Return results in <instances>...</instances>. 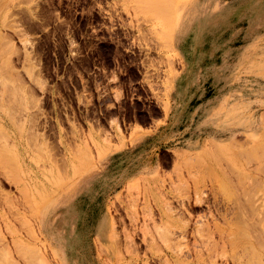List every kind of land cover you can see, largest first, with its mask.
<instances>
[{"label":"rangeland","instance_id":"374dc122","mask_svg":"<svg viewBox=\"0 0 264 264\" xmlns=\"http://www.w3.org/2000/svg\"><path fill=\"white\" fill-rule=\"evenodd\" d=\"M191 3L0 0V101L5 104L0 106V122L6 118L7 133L17 139L22 158L28 159L22 171L24 181L29 182L26 174L32 170V184L42 180L40 172H46L43 178L48 183L39 202L33 188L23 197L29 200L24 202L20 197L19 213L13 216L3 209L6 215L0 216V240L4 235L5 243H0L1 264H142L143 259L149 264H226L227 259L230 264H238L241 253V264H264V248L260 249L264 242V182L258 180H264V0H194L193 11L198 16L189 25L179 27L177 17L180 14L182 20ZM13 89L15 94H8ZM212 133H236V139L219 147ZM2 140L11 141L5 137ZM258 143L262 148L257 147ZM251 145L258 150L252 153ZM257 153L261 159H257ZM244 173L257 177L258 181L251 177L254 185L263 184H259L258 191L252 185L257 194ZM236 180L239 183L235 184ZM221 182L227 186L234 182V189L244 182L245 191L253 194L249 197L244 188L241 191V184L235 191L224 185L222 191ZM187 183L189 188L185 187ZM4 190L18 196L10 187ZM224 192L233 199L225 194L223 197ZM188 197L192 201L205 200L191 211L193 216L183 214L176 203ZM168 198L179 210L171 218L177 227L189 223L185 236L178 229L170 240L180 238L179 245L174 243L178 248L163 239L160 242L159 234L154 232L156 226L163 227V221L171 220L161 219ZM247 200L249 206L244 203ZM30 202L37 206L36 212ZM252 202L254 208L249 209ZM50 207L52 214L45 232L39 215ZM236 207L241 215L245 208L243 212L253 222L256 214L255 219L261 220V216L262 222L257 219L262 230L257 219L253 224L245 214L241 217ZM258 210L263 211L259 216ZM236 217L241 218V225ZM245 219L251 224L242 226ZM239 227L249 239L242 237L245 233L242 235ZM144 228L156 236L148 249L141 233ZM196 232L200 233L193 234ZM127 233L135 236L139 251L132 248L135 244H126H133ZM232 233L237 234L236 238ZM251 233L255 238L250 237ZM254 239L262 241L257 244ZM228 241L235 244L229 247ZM244 243L254 252L250 247L245 249ZM241 246L245 251L240 252ZM16 247L19 250H14ZM179 248L184 254L174 256ZM213 248L221 255L228 250V254L221 258ZM9 250L13 257L7 256ZM147 250L159 259H150V253L146 257ZM33 251L40 260L34 253L29 254ZM195 251L205 256L200 259ZM215 253L218 256L214 257Z\"/></svg>","mask_w":264,"mask_h":264},{"label":"bare ground","instance_id":"6f19581e","mask_svg":"<svg viewBox=\"0 0 264 264\" xmlns=\"http://www.w3.org/2000/svg\"><path fill=\"white\" fill-rule=\"evenodd\" d=\"M191 1H192V3L190 4V6H189L187 12L184 14V17L182 18V20H179V19H180V14H179L178 17H177V19H178L177 23H179V22L181 23V24L179 23V25H178L179 27H184V26L189 25V24H190V23H191V22H192V21L198 16V13H197L196 11H193V9H194V7H195V4L193 3L194 0H191ZM156 2H157V1H156ZM0 6H1V5H0ZM193 13H194V14H193ZM0 57H1V56H0ZM5 58H6V57H5ZM8 58H9V57H8ZM1 60H2V59H1ZM7 60H8V59L6 58V61H7ZM9 60H10V59H9ZM2 63H3V61L0 62V64H2ZM4 64L6 65L7 62H6V63L4 62ZM0 66H1V65H0ZM6 68H7V67H6ZM7 70H9V69H7ZM13 70H14V69H13ZM0 71H1V69H0ZM15 71H16V70H15ZM0 75H1V74H0ZM7 75H8V74H7ZM11 77H12V76H11ZM1 78H2V76H1ZM13 78H14V77H13ZM19 79H20V78H19ZM0 80H2V79H0ZM0 82H1V81H0ZM17 82H18V81H17ZM16 84H17V83H16ZM3 85H4V84H2V86H3ZM17 85H18V84H17ZM3 87H4V91L7 90V87H6L5 85H4ZM3 87H2V88H3ZM13 88H14V87H13ZM21 88H22V87H21ZM19 89H20V88H19ZM22 89H23V88H22ZM9 91H10V90H9ZM9 91H8V92H9ZM6 92H7V91H6ZM17 92H18V88H17ZM1 93H2V92H1ZM11 93H14V94H15L14 89H13V92H10V93H8V94H11ZM26 94H27V93H26ZM9 97H10V96H9ZM7 98H8V96H7ZM15 98H16V97H15ZM23 98H25V97H23ZM2 99H3V98H2ZM11 99H12V97H11ZM13 100H14V99H13ZM23 100H24V99H23ZM23 100H21V101H23ZM9 101H10V100H9ZM1 102H2V101H0V106H2V105L4 106L5 104H2V105H1ZM7 102H8V100H7ZM3 103H4V102H3ZM11 103H12V102H11ZM8 104H9V103H8ZM24 104H25V103H24ZM28 104H29V103H28ZM31 104H32V103H31ZM12 105H13V104H12ZM16 107H17V106H16ZM22 107H23V106H22ZM10 108H11V107H10ZM10 108H9V109H10ZM25 108H26V105H25ZM2 109H3V107H2V108L0 107V110H1V111H2ZM12 109H13V108H12ZM23 109H24V108H23ZM5 110H6V109H5ZM3 111H4V110H3ZM11 111H12V110H10L9 112H11ZM6 112H8V111L6 110ZM6 112H5V113H6ZM14 112H15V114H16V111H14ZM23 112H24V111H23ZM26 113H27V112H26ZM11 114H12V113H11ZM5 115H6V114H5ZM7 115H8V114H7ZM22 116H23V115H22ZM25 116H26V115H25ZM0 117H1V116H0ZM1 119H2V117H1ZM5 119H6V118H4V119L2 120L3 122H0V216H2V217H4V215H6V214H5L6 212H5L3 209H7V210H6L7 212H12V215L15 214V213H16V214L19 213L20 210H19V211H17V210L19 209L18 207H20V205H22V203H21V201H20L21 198L25 197V195H26L30 190H32L33 188H36V192H35V193H36L37 201H38L39 195H41L42 192H44L43 187H44V186L46 187V185L48 184V183H47V180H46L45 178H43V174H45L46 172H40L39 175H40V176L42 175V177H41L42 180H40V181H35V182H33L34 184H32V182H30V178L34 175V172H33L32 170H29V171L27 172V174H26V175H28V178H29L28 181H29V182H27L26 180L24 181V176L22 175V171L25 170V168H26L25 166H27V165L25 164V162H26L28 159H23L24 157H23V155H22V150L20 149V147L18 146V144H17V142H16L17 139L15 140V138L12 136L11 133H7L8 131L6 130V129H7L6 126L9 125V124H7V122L5 121ZM15 125H16V124H15ZM17 125L20 127L19 124H17ZM30 125H31V124H30ZM24 126H25V125H24ZM22 127H23V126H22ZM2 130H3V131H2ZM20 131H21V130H20ZM18 133H19V132H18ZM19 134H20V133H19ZM212 134H213V136H212L213 139L217 141V142H215V143H217V145H218L219 147L221 146V144H222L223 146H226V145H228L230 142H233L234 139H236V138H235V134H236V133H235V134H234V133H212ZM21 135H22V133H21ZM4 137L7 138V139H10V140H11L10 143H9V140H6V141H8L7 143H6V142H3L2 139H4ZM35 137H36V136H35ZM39 137H40V136H39ZM212 137H211V138H212ZM35 140H36V139H35ZM230 140H231V141H230ZM27 141H28V140H27ZM32 141H33V140H32ZM43 141H44V140H43ZM34 142H35V141H34ZM36 142H37V141H36ZM3 143H5V144H3ZM43 143H44V142H43ZM45 143H46V142H45ZM237 143H238V142H237ZM35 144H36V143H35ZM39 144H40V143H39ZM39 144H38V145H39ZM254 144H255V143H254ZM40 145H42V144H40ZM44 145H45V144H44ZM215 145H216V144H215ZM249 145H250V144H249ZM256 145H257V144H256ZM263 145H264V144H263ZM263 145H262V143H260V144L258 143V146H257V147H258V148H262ZM260 146H261V147H260ZM45 147H46V145H45ZM216 147H217V146H216ZM234 147H235V146H234ZM250 147L252 148V149H250V151H252V150L254 149V152H255V148L258 150V148H257L256 146H252V145H251ZM237 148H238V147H237ZM242 148L245 149V148H247V147L244 148L243 145H242ZM263 149H264V148H263ZM263 149H261V151H263V153H264V150H263ZM42 150H43V149H42ZM238 150H239V149H238ZM259 150H260V149H259ZM215 151H217V150H215ZM47 152H48V151H47ZM242 152H243V151L241 150V153H242ZM246 152H247V151H245V154H246ZM254 152L252 151V153H254ZM219 153H220V152H219ZM241 153H240V154H241ZM247 153H248V152H247ZM259 153H260V152H259ZM261 153H262V152H261ZM261 153H260V154H261ZM263 153H262V155H264ZM210 154H211V153H210ZM214 154H215V153H214ZM240 154H239V155H240ZM242 154H243V153H242ZM249 154H251V152H250ZM260 154L257 153V155H258V158H257V159H261V158H260V156H261ZM43 155H44V153H43ZM252 155H254V154H252ZM259 155H260V156H259ZM194 156H195V155H194ZM200 156H201V155H200ZM200 156H199V157H200ZM211 156H212V155H211ZM216 156H217V155H216ZM218 156H219V154H218ZM241 156L243 157V155H241ZM247 156H248V155H247ZM255 156H256V154H255ZM255 156H254V157H255ZM22 157H23V158H22ZM41 157H44V156H41ZM199 157H198V158H199ZM249 157L251 158V156H249ZM44 158H45V157H44ZM198 158H197V159H198ZM200 158H201V157H200ZM221 158L223 159L222 156H221ZM244 158H246V157L244 156ZM188 159H189V158H188ZM218 159H220V157H219ZM251 159H253V158H251ZM251 159H250V161H251ZM20 160H21L22 162H21ZM45 160H46V158H45ZM185 160H186V159H185ZM247 160H248V159H247ZM253 160L257 162L256 158L253 159ZM253 160H252V161H253ZM262 160H263V157H262ZM190 161H191V160H190ZM195 161H196V160H195ZM219 161H221V159H220ZM222 161H223V160H222ZM245 161H246V159H245ZM258 161H259V160H258ZM18 162H20V163H18ZM29 162H30V161H29ZM216 162H217V161H216ZM23 163H24V164H23ZM193 163H194V162H193ZM197 163H198V162H197ZM197 163H196V164H197ZM248 163H249V162H248ZM260 163H261V161H260ZM38 164H39V163H38ZM239 164H240V162H239ZM32 165H33V164H32ZM221 165H222V163H221ZM248 165H249V164H248ZM258 165H259V164H258ZM258 165H257V166H258ZM263 165H264V163H263ZM20 166H21V170L19 169V172H20V173H19V172H18V167L20 168ZM38 166H39V165H38ZM42 166H43V165H42ZM47 166H48V165H47ZM196 166H197V165H196ZM196 166H195V168H196ZM219 166H220V165H219ZM225 166H226V168H227V164H226ZM14 167H15V168H14ZM263 167H264V166H263ZM42 168H43V167H42ZM199 168H200V167H199ZM223 168H224V167H223ZM226 168H225V170H226ZM255 168H256V167H255ZM255 168H254V169H255ZM241 169H243V168H241ZM263 169H264V168H263ZM15 170H16V171H15ZM41 170H43V169H41ZM41 170H40V171H41ZM196 170H197V169H196ZM220 170H221V169H220ZM225 170H224V171H225ZM229 170H230V169H229ZM234 170H235V168H234ZM14 171H15L16 173H15ZM199 171H201V170H199ZM224 171H223V173H222V171H220V172H221L223 175L226 176L227 173L225 174ZM237 171H238V170H237ZM242 171H243V170H242ZM244 171H246V170H244ZM258 171H259V170H258ZM17 172H18L19 174H18ZM196 172H197V171H196ZM215 172H217V171H215ZM215 172H214V173H215ZM235 172H236V171H235ZM262 172H263V171H262ZM35 173L38 174L37 172H35ZM217 173H218V172H217ZM233 173H234V172H233ZM238 173H239V172H238ZM238 173H237V174H238ZM218 174H219V173H218ZM235 174H236V173H235ZM239 174H241V175L243 176V173H242L241 171H240ZM252 174H253V173H252ZM26 175H25V176H26ZM194 175H195V174H194ZM215 175H216V174H215ZM215 175H214V176H215ZM244 175H246L247 180H250V181L253 180V179H251V177H252V178L255 177L254 175L251 176V174H247V173H244ZM247 175H248V176H247ZM255 175H256V174H255ZM18 176H19V177H18ZM37 176H38V175H37ZM216 176H217V175H216ZM218 176H219V175H218ZM218 176H217V177H218ZM225 176H224V177H225ZM238 176H239V175H238ZM242 176H241V177H242ZM249 176H250V178L248 179ZM253 176H254V177H253ZM256 176H257V175H256ZM263 176H264V173H263ZM38 177H39V176H38ZM194 177H195V176H194ZM205 177H207V176H205ZM235 177H237V175H236ZM235 177H234V178H235ZM243 177H244V176H243ZM243 177H242V178H243ZM197 178H198V176H197ZM207 178H208V177H207ZM220 178H221V177H220ZM222 178H223V177H222ZM222 178H221V179H222ZM225 178H226V177H225ZM237 178H238V177H237ZM255 178H256V179H255ZM255 178H254V179H255L256 181H258L259 179H261L260 182H262V183L264 182V180L262 179V177H261V178H258V180H257V177H255ZM263 178H264V177H263ZM240 179H241V178H239V180H240ZM31 180H32V179H31ZM208 180H209V179H208ZM239 180H236L235 184H236V183H239V182H238ZM262 180H263V181H262ZM32 181H33V180H32ZM183 181H184V180H183ZM209 181H210V180H209ZM227 181H229V180H227ZM243 181L245 182V178L243 179ZM186 182H187V181H186ZM186 182H185V183H186ZM225 182H226V180H225ZM244 182H241V183H240L241 186H242V185H245V186H246V184H243ZM251 182H253V181H251ZM260 182H259V184H260ZM185 183H184V184H185ZM223 183H224V182H221V188H222V191H223V189H224L223 186L226 184V183H225V184H223ZM245 183H246V182H245ZM248 183H249V181H248ZM248 183H247V186H249V185L251 184V183H250V184L248 185ZM254 183H255V182H253V184L250 185L251 188H252V187L254 188V186L256 185V184L254 185ZM257 183H258V182H257ZM262 183H261V184H262ZM180 184L183 185L182 182H181ZM187 184H188V183H187ZM187 184L185 185V187L188 186L187 188H189V184H190V183H189L188 185H187ZM233 184H234V182H233ZM233 184H232V185H233ZM235 184H234V186H236ZM240 184H237V185H239L238 187H240ZM259 184L256 185V186H257V187H255L256 190H257V189H258V190L260 189L259 186H260L261 184H260V185H259ZM182 185H181V186H182ZM232 185L230 186V182H229V186L232 187V188L234 189L235 187H233ZM252 185H254V186H252ZM262 185H263V184H262ZM262 185H261V186H262ZM181 186H180V187H181ZM225 186H227V185H225ZM229 186H227V187H229ZM245 186H244V187L242 186V187L240 188V190L244 188L243 191H244V192H247L248 196H249V194H253V193H251V191H250V193H249V190H248L249 188L247 189L248 191H245ZM250 186H249V187H250ZM4 187H10L11 190H12V189L15 190V193L17 192V195H18V196H16V197H19V198L16 199L15 196H12V195H14V194L9 195L10 192L4 190ZM238 187H237V188H238ZM258 187H259V188H258ZM187 188H186V189H187ZM210 188H211V187H210ZM218 188H220V187H218ZM218 188H217V190H218ZM237 188L234 189V191L237 190ZM246 188H247V187H246ZM251 188H250V189H251ZM253 188H252L251 190L255 191V194H257V193H256V190L253 189ZM45 189H46V188H45ZM48 189H49V188H48ZM184 189H185V188H184ZM233 189H232V190H233ZM263 189H264V188H263ZM194 190H195V189H194ZM240 190H239V191H240ZM258 190H257V191H258ZM46 191H47V189H46ZM50 191H51V189H50ZM189 191H190V190H189ZM222 191H220V193H221ZM241 191H242V190H241ZM241 191H240V194H241ZM253 191H252V192H253ZM190 192H191V191H190ZM192 192H194V191L192 190ZM214 192H215V191H214ZM47 193L50 194V192H47ZM185 193H186V192H185ZM194 193H195V192H194ZM231 193H232V192H231ZM231 193H230V194H231ZM234 193H235V192H234ZM237 193L239 194V192H237ZM242 193H243V192H242ZM49 194H48V195H49ZM186 194H189V193H186ZM204 194H205V193H204ZM224 194H225V192L223 193V197H224ZM240 194H239V195H240ZM163 195H164V194H163ZM166 195H167V194H166ZM225 195H226V194H225ZM227 195H228V194H227ZM227 195H226V198H227ZM232 195H236V194H232ZM239 195H237V196L235 197V198L237 199V202H239V201H238ZM245 195H246V193H245ZM245 195L242 194L241 196L247 197V196H245ZM34 196H35V195H34ZM44 196H45V194H44ZM164 196H165V195H164ZM179 196H180V195H179ZM179 196H178V197H179ZM190 196H191V195H190ZM214 196H216V195L214 194ZM214 196H213V198H214ZM20 197H21V198H20ZM45 197H46V196H45ZM50 197H51V196H50ZM172 197L174 198L175 196H172ZM176 197H177V196H176ZM176 197H175V198H176ZM228 197H229V195H228ZM244 197H242V198H243V199H246V198H244ZM249 197H250V196H249ZM249 197H247V198H249ZM259 197H260V196H259ZM259 197H258V198H259ZM261 197H262V196H261ZM261 197H260V198H261ZM26 198H28V197H26ZM26 198H23V199H24V202L27 201V200H29V199L26 200ZM29 198H30V197H29ZM173 198H172V199H173ZM179 198L181 199V197H179ZM182 198H183V197H182ZM189 198H190V197H188V199H187L186 201H180L181 204L178 203V200L176 201V203H177L178 205H180V209H179V210L182 211L183 214L192 215L193 213H192L191 211L194 210V208H196L197 206H201V205L204 203L205 200H204L203 198H198V199L195 198L196 200L194 199V200L192 201V200H190L191 198H190V199H189ZM219 198H220V197H219ZM229 198H231V197H229ZM229 198H228V199H229ZM262 198H263V197H262ZM46 199H48V198H46ZM164 199H165V197H164ZM176 199H177V198H176ZM214 199H215V198H214ZM231 199H233V198H231ZM231 199H230V200H231ZM240 199H241V198H240ZM240 199H239V200H240ZM41 200H42V199H41ZM41 200H40V201H41ZM166 200L169 201V198L166 199ZM249 200H250V198H249ZM249 200H247L248 203H247V202H244V203H246L248 206L250 205V204H249ZM252 200H254V199L251 198L250 201H252ZM262 200H263V199H262ZM30 201H31V200H30ZM163 201H164V200H163ZM206 201H207V199H206ZM216 201H217V200H216ZM225 201H226V200H225ZM231 201H232V200H231ZM245 201H246V200H245ZM34 202H36V199H35V198H34ZM38 202H39V201H38ZM227 202H228V201H227ZM227 202H226V203H227ZM233 202H234V201H233ZM18 203H19V206H18ZM27 203H28V202H27ZM27 203H26V204H27ZM220 203H221V202H220ZM235 203H236V202H235ZM242 203H243L242 201H241V204L238 203L239 205H241V207H240L237 203H236V204H237V206H239V207L242 209V207H243V206H242ZM255 203H256V202H255ZM30 204H31V206H32V203H31V202H30ZM37 204H39V203H37ZM164 204H166V202H165ZM233 204H234V203H232V205H233ZM236 204H235V205H236ZM252 204H253V202H252ZM252 204H251V206H252ZM259 204H260V203H259ZM263 204H264V203H262V205H263ZM39 205H40V204H39ZM162 205H163V204H162ZM226 205H227V204H226ZM223 206H224V204H223ZM251 206H250L249 209L254 208V204H253V207H251ZM257 206H258V205H257ZM257 206H255V208H256V213H257V209H258ZM32 207H33V206H32ZM35 207H37V206H35ZM35 207H33V209H34ZM164 207H165L166 210H164V212H163V211L161 212V213H162V215H161V219H162V221L164 220V217H170V219L173 218V215H175L174 212L176 213V212L179 211L178 208H176V206L174 205V201H169L168 204H166V206H164ZM239 207H238V208H239ZM244 207H245V206H244ZM20 208H21V207H20ZM215 208H216V207H215ZM215 208H214V209H215ZM238 208L236 207V209H238ZM240 208H239L240 216H241V217H242V216L244 217V214H245V212H246V211H245V208L242 210V213H244L243 215H241V210H240ZM176 209H177L178 211H177ZM209 209H210V207H209ZM209 209H208V210H209ZM234 209H235V208H234ZM263 209H264V208H262V210H263ZM36 210H37V208H36ZM51 210H52V207H50V208H46V209H45V210L39 215V216H40V225H41L42 229H43L45 232L48 231V225H49V222H50V215L52 214ZM252 210H254V209H252ZM24 211H25V210H24ZM31 211H32V210H31ZM31 211H30V212H31ZM34 211H35V209H34ZM34 211H33V213H34ZM230 211H231V210H230ZM243 211H245V212H243ZM250 211H251V210H250ZM254 211H255V210H254ZM254 211L252 212V215L255 214ZM258 211H259V210H258ZM35 212H36V211H35ZM236 212H238V210H237ZM260 212H263V211L260 210V211L258 212V216H259ZM183 214H182V216H183ZM230 214H231V213H230ZM232 214H233V213H232ZM234 214H235V212H234ZM237 214H238V213H237ZM237 214H236V215H237ZM263 214H264V212H263ZM8 215H10V214H8ZM221 215H222V214H221ZM236 215H235V216H236ZM248 215H249V214H247V215L245 214L246 219H247V217H249ZM252 215H251V216H252ZM13 216H14V215H13ZM15 216H17V215H15ZM22 216H23V215H22ZM192 216H193V215H192ZM192 216H190V217H192ZM214 216H215V215H214ZM222 216H223V215H222ZM222 216H221V217H222ZM224 216H225V215H224ZM256 216H257V214H256ZM256 216H254V222L257 221V223L259 224V222H262L261 220H263L264 215H263V218L260 216L261 220L259 219V217H257V218L259 219V222H258V219H257V218H256L257 220L255 219ZM7 217H8V216H7ZM37 217H38V216H37ZM227 217H228V216H227ZM252 217H253V216H252ZM17 218H18V217H17ZM212 218H213V217H212ZM222 218H224V217H222ZM230 218H231V217H230ZM234 218H235V217H234ZM239 218H240V217H239ZM239 218H238V219H239ZM250 218H251V217H249L248 220H250ZM18 219H20V218H18ZM210 219H211V218H210ZM217 219H218V217H217ZM228 219H229V218H228ZM236 219H237V217H236ZM238 219H237V220L234 219V220L237 221V222H239V221L241 220V218H240L239 221H238ZM243 219H244V218H243ZM243 219H242V221H243ZM246 219H245V221L243 222L244 225H242V226H248V225L251 224V223L249 224V223L247 222L248 220L246 221ZM13 220H14V219H13ZM180 220H181V219H180ZM187 220H189V219H187ZM229 220H233V219H229ZM251 220H253V218H252ZM251 220H250V221H251ZM255 220H256V221H255ZM181 221H182V224L185 223V222H183V219H182ZM181 221H180V222H181ZM212 221H213V219H212ZM218 221H219V220H218ZM224 221H225V219L223 220V222H224ZM226 221H227V220H226ZM187 222H189V221H187ZM251 222H253V221H251ZM254 222H253V224H255ZM166 223H168V224H166ZM176 223H177V222H176L174 219H171V220H168V221H166V222L163 221V227H162V225H160V226H156L158 229H157V231L154 230V232H156V234H159V235H157V236H159L161 239H159V237H157V238L160 240V242H161V240L163 239L165 243L170 242V243L174 244L175 241L178 243V240H179L180 238H179L178 240H177V239L175 240L176 237L174 238L175 241H174V242H171V241H173L172 237H174V234L177 233V232H178V229H179V228L177 227ZM205 223L207 224V222H205ZM231 223H232V222H231ZM241 223H242V222L240 221V224H239V225H241ZM246 223H247L248 225H246ZM10 224H11V223H10ZM214 224H215V223H214ZM221 224H222V223H221ZM233 224H235V223H233ZM253 224H252V225H253ZM12 225H13V224H12ZM111 225H112V224H111ZM188 225H189V223H185V224H183V226L180 227V229H182V234L184 233V234H183L184 236H185V235L187 234V232H188V229H187ZM216 225H217V224H216ZM230 225H231V224H230ZM235 225H237V224H235ZM235 225H234V226H235ZM259 225H260V224H259ZM259 225H258V226H259ZM203 226H205V224H203ZM228 226H229V225H228ZM232 226H233V225H232ZM5 227H6V226H5ZM111 227H112V226H111ZM156 227H155V228H156ZM199 227H200V226H199ZM206 227H208V226H206ZM206 227H205V228H206ZM209 227H210V226H209ZM209 227L206 228V229H209ZM214 227H217V226H214ZM237 227H238V226H237ZM249 227H250V226H249ZM253 227H254V226H253ZM253 227H252V228H253ZM259 227H261V230H262V227H263V226L260 225ZM112 228H113V227H112ZM161 228H162V229H161ZM197 228H198V227H197ZM202 228H203V227H202ZM222 228H223V227H222ZM232 228H233V227H232ZM240 228H242V227H239V230H240V232H241V229H240ZM159 229H160V230H163V231H159ZM180 229H179V230H180ZM198 229H199V228H198ZM212 229H214V228L212 227ZM215 229H216V228H215ZM215 229H214V230H215ZM230 229H231V226H230ZM237 229H238V228H237ZM242 229H244V228H242ZM248 229H249V228H248ZM143 230L145 231V232H144V231L141 232V233H142V236H143V241L145 242V244H146V246H147L146 248L148 249V246H151L152 244L155 243L154 238H155L156 236H154L153 233H152V234L150 233L151 235H150L149 233H146V231L149 232V230H145V228H144ZM191 230H192V229H191ZM191 230H190V232H192ZM204 230H205V229H204ZM204 230H203V231H204ZM214 230H213V232H212V231H211V232L214 233V232L217 231L218 229L215 230V231H214ZM219 230H220L219 232H220V234H221V231H222V230H221L220 228H219ZM225 230H226V229H225ZM228 230H229V229H227V231H228ZM233 230H234V229H233ZM245 230H246V229H245ZM245 230H244V231H245ZM256 230H257V229H256ZM258 230H259V229H258ZM258 230H257V232H258ZM128 231H129V230H128ZM194 231H196V229H194ZM201 231H202V230H201ZM206 231H207V230H206ZM209 231H210V230H209ZM209 231H208V232H209ZM227 231H226V234H227ZM237 231H238V230H237ZM249 231H250V229H249ZM249 231L246 230V232H249ZM259 231H260V230H259ZM262 231L264 232V230H262ZM150 232H151V231H150ZM180 232H181V231H180ZM208 232H206V234H207ZM211 232L208 233L209 236L211 235ZM219 232H218V233H219ZM230 232H232V231L230 230L229 233H230ZM235 232H236V231H235ZM238 232H239V231H238ZM242 232H243V231H242ZM242 232H241V233H242ZM250 232H251V231H250ZM252 232H254V235H255L256 239H257V240H260L259 237H258V235H256L257 232H255V230L252 231ZM197 233H200V232H196V233H193V234H197ZM233 233H234V232H233ZM233 233H232L233 237L236 238L237 234H233ZM244 233H245V232H244ZM244 233H242V235H243ZM259 233H260V232H258L257 234H259ZM148 234H149L150 236H148ZM182 234H181V235H182ZM189 234H190V233H189ZM220 234H219V235H220ZM245 234H246V235H245ZM245 234H244L242 237L247 236V233H245ZM127 235H128V237L131 238L133 244H132V243H126V242H125V243L128 244V245L130 244V247H131V246H133V245L135 244V243H134V242H135V241H134V240H135V238H134L135 236H134L133 234H130V233H127ZM223 235H224V234H221V236H223ZM239 235H240V233H239ZM3 236H4V235H3ZM3 236L1 237L0 243H1V241H2ZM125 236H126V234H125ZM184 236H182V237H184ZM196 236H197V235H196ZM211 236H212V235H211ZM213 236H214V235H213ZM213 236H212V237H213ZM227 236H228V235H227ZM240 236H241V235H240ZM263 236H264V234H263ZM263 236H262V232H261V237H263ZM126 237H127V236H126ZM150 237H151V238H150ZM192 237H193V236H192ZM206 237H207V236H206ZM218 237H220V236H218ZM228 237H229V236H228ZM250 237H254V236L252 235V233H251V236H250ZM255 237H254V238H255ZM257 237H258V238H257ZM130 238L128 239V242H129ZM157 238H156V240H157ZM177 238H178V237H177ZM185 238H188V237H185ZM198 238H199V237H198ZM220 238H221V237H220ZM238 238H239V237H238ZM238 238H237V239H238ZM245 238H248V239H249V235H248L247 237H245ZM171 239H172V240H171ZM195 239H197V238H195ZM228 239H229V238H228ZM228 239H227V240H228ZM256 239H254V240L256 241ZM3 240H4V238H3ZM126 240H127V239H126ZM131 240H130V241H131ZM170 240H171V241H170ZM187 240H188V239H187ZM233 240H234V239H233ZM238 240H239V239H238ZM250 240H251V239H250ZM263 240H264V238H263ZM179 241L181 242V240H179ZM193 241H194V240H193ZM212 241H214V240H212ZM235 241H236V240H234V242H235ZM244 241H245V240H244ZM247 241H248V243L250 242L249 240H247ZM261 241H262V240H261ZM261 241H258V242L260 243ZM2 242H3V241H2ZM6 242H7V241H6ZM11 242H13V244L16 243V242L13 241V240H12ZM187 242H188V241H187ZM194 242H195V241H194ZM196 242H197V241H196ZM209 242H210V240H209ZM214 242H215V241H214ZM228 242H229V247L231 246L230 244H232V243L235 244L234 242L231 243V241H228ZM256 242H257V241H256ZM258 242H257V244H258ZM3 243H5V242H3ZM156 243H157V242H156ZM188 243H189V242H188ZM197 243H198V242H197ZM248 243H247V244H248ZM250 243L252 244V242H250ZM250 243H249V244H250ZM1 244H2V243H1ZM6 244H7V243H6ZM6 244H5V245H6ZM17 244H18V243H17ZM17 244H16V245H17ZM181 244H182V243H181ZM181 244H180V245H181ZM186 244H187V243H186ZM186 244H185V245H186ZM192 244H193V243H192ZM201 244H202V243H201ZM208 244H209V243H208ZM213 244H214V243H213ZM213 244H212V245H213ZM233 244H232V245H233ZM249 244H248V247H246V248H249V247H250ZM262 244H263V246H262ZM178 245H179V243H178ZM178 245H177V244H176V245L174 244L175 248H178ZM189 245H190V244H189ZM194 245H195V243H194ZM198 245H199V244H198ZM214 245H216V242H215ZM219 245H220V244H219ZM244 245L247 246L245 243L243 244V246H244ZM253 245H254V244H252L251 247H253ZM1 246H2V248H3V245H1ZM7 246H8V244H7ZM13 246H15V244H14ZM18 246H19V244H18ZM21 246H22V245H20V247H21ZM23 246H24V245H23ZM23 246H22V247H23ZM125 246H126V245H125ZM171 246H172V245H171ZM192 246H193V245H192ZM204 246H205V245H204ZM210 246H211V244L209 245V247H210ZM224 246H225V242H224ZM224 246H223V248H224ZM245 246H244V248H245ZM20 247H16L17 249H14V250H19ZM22 247H21V248H22ZM126 247L128 248V246H126ZM134 247H135L136 250L139 251L140 246H136V244H135L132 248H134ZM188 247H189V246L186 245V250H187ZM190 247H191V246H190ZM209 247L207 246V247L204 248V249H207V248H209ZM225 247H226V246H225ZM251 247H250L249 249L252 250L254 247H253V248H251ZM259 247H260V245H259ZM261 247H262V248H260V249H263V248H264V242H261ZM9 248H10V247H9ZM127 248H126V249H127ZM183 248H184V247H183ZM183 248H179L177 252H173V255H174V256H179V257H181L180 255H181V254H184V253H183ZM210 248H212V246H211ZM214 248H216V247H214ZM214 248H213V249H214ZM221 248H222V247H221ZM223 248H222V250H223ZM235 248H237V247H235ZM235 248H234V249H235ZM241 248H242V246H241ZM244 248L240 249V252H242V250H244ZM246 248H245V249H246ZM189 249H190V248H189ZM191 249H192V248H191ZM204 249H203V250H204ZM213 249H212V250H213ZM216 249H217V248H216ZM216 249H214V250L216 251ZM224 249H226V248H224ZM232 249H233V248H232ZM238 249H239V248H238ZM254 249L256 250V248H254ZM254 249H253L252 252H254ZM4 250L6 251V249H4ZM27 250H28V249H27ZM27 250H26V251H27ZM129 250H130V249H129ZM198 250L201 251L202 249H201V250L198 249ZM208 250L211 251V249H208ZM208 250H207V251H208ZM214 250H213V251H214ZM222 250H220V252H221ZM205 251H206V250H205ZM207 251H206V254H207ZM210 251H209V253H210ZM215 251H214V252H215ZM225 251H226V250L223 251L224 254H225V253L228 254V253H227L228 250H227L226 252H225ZM230 251H231V250H230ZM233 251H234V250H233ZM244 251H245V250H244ZM244 251H243V252H244ZM258 251H259V250H258ZM260 251H262V250H260ZM263 251H264V250H263ZM7 252H8V251H7ZM128 252H129V251H128ZM186 252H187V251H186ZM195 252H196V251H195ZM216 252L218 253L219 250L216 251ZM223 252H222V253H223ZM236 252H238V251L236 250ZM9 253H10V250H9L8 253H6V254H8L7 256H9ZM27 253H29V252H27ZM32 253H34V251L31 252V253H29V254H32ZM130 253H131V252H130ZM137 253H139V252H137ZM143 253H144V252H143ZM147 253H150V252L147 250V251L144 253V255H146V257H147V255H148ZM189 253H191V251H190ZM196 253H197V256H198V257L201 255V258H200V259H202V256L204 255V254H203V255L201 254L202 251H201V253L198 252V251H197ZM198 253H199L200 255H199ZM212 253H213V252H212ZM212 253H211V254H212ZM230 253L233 254L232 252H230ZM230 253H229V255H230ZM246 253H248V254H250V255L253 254V253H249V251L246 252ZM246 253H245V254H246ZM3 254H4V252H3ZM3 254H2V256H3ZM11 254H12V256H11V255H10V256L13 257V253H12V252H11ZM34 254H35L34 257H36V255H37L36 252H35ZM191 254H192V253H191ZM219 254L221 255V253H218V255H219ZM224 254H222V255L224 256ZM237 254H239V253H237ZM241 254H242V256H243V253H241ZM245 254H244V256H245ZM26 255H27V254H26ZM134 255H135V254H134ZM173 255H172V256H173ZM194 255H195V254H194ZM194 255H193V256H194ZM213 255H214V254H213ZM216 255H217V254L215 253L214 257H215ZM218 255H217V256H218ZM222 255H221V258H222ZM234 255H235V254H234ZM260 255H261V252H260ZM7 256H6V257H7ZM10 256H9V257H10ZM16 256H17V255H16ZM27 256H28V255H27ZM31 256H33V254H32ZM37 256H38V255H37ZM131 256H132V255H131ZM138 256H139V255L137 254L136 257H138ZM182 256H184V255H182ZM188 256H189V254H188ZM190 256H191V255H190ZM204 256H205V255H204ZM238 256H239V255H237L236 258H237ZM240 256H241V255H240ZM240 256L238 257L239 260L233 258V260L235 259V260H238V261H239L238 264H241L240 259H241L242 256H241V257H240ZM18 257H19V256H18ZM21 257L23 258V256H21ZM21 257H20V259H21ZM149 257H151L150 259H154V258L156 259V258H158V257H153L151 253H150V256H149ZM185 257H187V255H185ZM195 257H196V256H195ZM212 257H213V256H211V258H212ZM225 257H226V255H225ZM230 257L232 258L233 255H232V256L230 255ZM234 257H235V256H234ZM1 258H3V257H1ZM39 258H40V256L37 257V260H40ZM206 258H207V257H206ZM217 258H218V257H217ZM217 258H216V259H217ZM226 258H227V257H226ZM231 258H230V260L232 261ZM245 258H247V257H245ZM3 259H4V258H3ZM3 259H2V260H3ZM8 259H10V258H8ZM8 259H7V260H8ZM12 259H13V258H12ZM14 259H15V258H14ZM150 259H149V260H150ZM158 259H159V258H158ZM192 259H194V258H192ZM192 259H191V260H192ZM213 259H214V258H213ZM247 259H248V258H247ZM250 259H251V258H250ZM258 259H259V258H258ZM261 259H262V258H261ZM2 260H1V262H3ZM4 260H5V259H4ZM16 260H17V258H16ZM141 260H142V259H141ZM166 260H170V261H171V258H168V259H166ZM214 260H215V259H214ZM224 260H225V259H224ZM248 260H249V259H248ZM10 261H12V260L10 259ZM13 261H15V260H13ZM34 261H35V260H34ZM130 261H131V260H130ZM137 261H138V259H137ZM160 261H161V260H160ZM205 261H206V260H205ZM252 261H253V259H252ZM127 262H128V261H127ZM142 262H145V263H142ZM142 262H141L142 264H149V263H148V262H149L148 260L146 261V260L143 259ZM157 262H159V261H157ZM232 262H233V261H232ZM236 262H237V261H235V263H236ZM253 262H256V261H253ZM12 263H13V262H12ZM12 263H10V264H12ZM0 264H1V263H0ZM169 264H173V261H171ZM188 264H190V263H188ZM199 264H201V262H200ZM226 264H230V262L228 261V259L226 260ZM233 264H234V263H233Z\"/></svg>","mask_w":264,"mask_h":264},{"label":"crops","instance_id":"0c3cea01","mask_svg":"<svg viewBox=\"0 0 264 264\" xmlns=\"http://www.w3.org/2000/svg\"><path fill=\"white\" fill-rule=\"evenodd\" d=\"M224 23H226V22H224ZM224 23H223V24H224ZM218 27H220V26H217V27H215L214 29H216V28H218Z\"/></svg>","mask_w":264,"mask_h":264}]
</instances>
